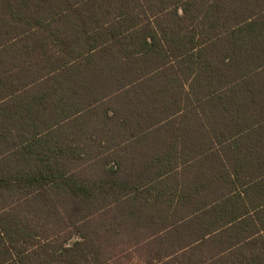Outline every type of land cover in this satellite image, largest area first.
Masks as SVG:
<instances>
[{
    "label": "trees",
    "instance_id": "trees-1",
    "mask_svg": "<svg viewBox=\"0 0 264 264\" xmlns=\"http://www.w3.org/2000/svg\"><path fill=\"white\" fill-rule=\"evenodd\" d=\"M260 122L264 0H0V264H206L156 175Z\"/></svg>",
    "mask_w": 264,
    "mask_h": 264
},
{
    "label": "crops",
    "instance_id": "crops-1",
    "mask_svg": "<svg viewBox=\"0 0 264 264\" xmlns=\"http://www.w3.org/2000/svg\"><path fill=\"white\" fill-rule=\"evenodd\" d=\"M200 142L212 140L202 138ZM230 142L233 144L215 140L216 145H226L217 155L193 153L182 159H164L186 163L156 175L154 194L162 196L164 209L190 215L185 233L202 244L195 256L210 257L206 264H214L216 259L217 264H264V260L256 261L258 255L264 256V122L253 123ZM197 211L211 214L194 221L191 217ZM232 212L246 218L230 223ZM205 233L209 234L202 242L198 240ZM239 238L242 240L237 242Z\"/></svg>",
    "mask_w": 264,
    "mask_h": 264
},
{
    "label": "rangeland",
    "instance_id": "rangeland-1",
    "mask_svg": "<svg viewBox=\"0 0 264 264\" xmlns=\"http://www.w3.org/2000/svg\"><path fill=\"white\" fill-rule=\"evenodd\" d=\"M88 170L92 171L94 173V170L92 168H89ZM129 236L127 234L121 235L119 237L114 238L113 240H120L119 244L116 242L112 246V252L110 255V262L109 264H145L146 262V256L145 253L147 250L145 249L143 252L136 251H127V243H124L123 240L126 239V237ZM123 243H122V242Z\"/></svg>",
    "mask_w": 264,
    "mask_h": 264
}]
</instances>
